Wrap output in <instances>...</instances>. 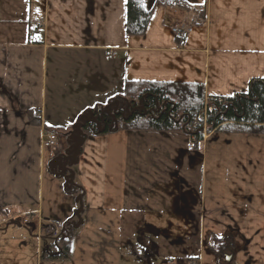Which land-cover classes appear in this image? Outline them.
<instances>
[{
    "label": "crops",
    "instance_id": "1",
    "mask_svg": "<svg viewBox=\"0 0 264 264\" xmlns=\"http://www.w3.org/2000/svg\"><path fill=\"white\" fill-rule=\"evenodd\" d=\"M187 1L190 11L147 0L152 8L147 31L129 36L127 0H44L34 13L44 22L36 31L40 39L31 40L29 27L28 37L0 42V207L6 214L38 203L29 214L42 221L45 212L52 223L66 222L77 210L75 200L68 206L70 194L47 166L53 155L44 136L54 117L78 120L122 94L127 81L199 83L207 96H229L264 78V0ZM180 26L187 30L182 41L173 32ZM30 109L38 110L39 125L31 123ZM143 141L165 144L163 161L151 159L159 167L155 182L165 183L160 167L166 168V156L190 142L181 132L120 130L87 138L72 171L84 190V220L127 236L128 243L136 215L157 211L138 194L154 187L131 183L124 168L136 164ZM193 151L190 167L200 168L197 193L175 196L173 208L191 214L203 252L198 264L205 263L206 237L222 243L217 253L211 250L212 264H264V134L214 133ZM181 178L185 185L191 182ZM59 204L63 217L55 215Z\"/></svg>",
    "mask_w": 264,
    "mask_h": 264
},
{
    "label": "rangeland",
    "instance_id": "2",
    "mask_svg": "<svg viewBox=\"0 0 264 264\" xmlns=\"http://www.w3.org/2000/svg\"><path fill=\"white\" fill-rule=\"evenodd\" d=\"M43 5L44 0H0V42L19 41L23 33H26L25 37H28L29 20L36 19L35 10L42 8ZM36 31L32 30L29 35L32 41L40 39L41 35L36 34ZM119 105L123 106L121 103ZM90 116H92V112L88 111L78 120L66 119V117L65 119L56 117L51 119L53 129L60 133L64 150L60 156H53L50 162L48 160L51 157L46 158V163L48 162L47 166L52 173L60 178L64 192L70 194L71 203H68V206L73 204L74 200L77 202L75 204L76 212L66 219V223L69 222V225L77 227L71 241L69 258L64 261L65 259L62 258L43 257L44 239H51L54 230L46 229V226L51 222L45 220V212H43L42 221L38 220L37 215L29 214L30 211H35L38 207V203H34L15 209L12 207L8 214L0 211V264H71V255L75 259L73 264H198V259L201 258L203 252L194 223L191 222V214L175 213L173 208L175 196L179 197L181 193L186 192L197 193L200 184V168L190 167L189 159L195 154V151L189 148L190 142L188 141L185 144L177 145L173 150L174 153L166 156V168L163 165L160 167L161 172L164 170L166 184L162 180L159 183L155 182L158 180L159 167L153 166L151 162L154 157H160L163 161L164 158H161V155L164 157V143L161 144V147H155L152 143L148 144L143 141L141 145L140 142L141 150H136L140 163L136 159L135 165H125L124 168H129L131 183L141 184L144 188L149 189L154 187L146 191L145 194L140 191L138 194L142 195L152 209L157 210L156 213L153 212L154 214L146 212L136 215V226L129 243V238L123 234L119 235L118 232L111 229L103 231L97 229L98 227H95L97 222H93L92 218L89 221L84 220L86 217L83 216L80 208L84 203L85 196H80L81 191H79L80 193L75 192L80 183L72 171L74 168L75 170L78 168V154L82 153L85 145L80 123ZM75 130L77 131L75 132ZM46 148L50 150L48 145ZM145 151L147 153H144ZM104 168L110 167L105 166ZM108 172L107 174L111 176ZM180 177H188L191 182L189 185H185ZM176 179L178 181L175 188ZM47 205L48 201L45 199V209ZM142 205L143 203L140 207ZM191 206L192 203L188 205V210ZM192 213L198 215V209ZM55 215L58 217L64 215L60 204L56 205ZM27 216H31L32 220L30 224L24 225L22 221ZM62 221L57 220L58 228H63L65 221ZM88 222L90 223L87 224ZM152 227L158 228L159 231L155 233ZM69 229L66 228V234ZM88 240L91 245L83 246V242ZM38 241L42 245H38ZM221 246L220 241L206 237L204 264H212L213 260L216 261L211 250L213 249L217 253ZM95 248L97 249L95 250ZM94 251L95 254H93Z\"/></svg>",
    "mask_w": 264,
    "mask_h": 264
},
{
    "label": "trees",
    "instance_id": "3",
    "mask_svg": "<svg viewBox=\"0 0 264 264\" xmlns=\"http://www.w3.org/2000/svg\"><path fill=\"white\" fill-rule=\"evenodd\" d=\"M155 4L192 10L187 0H155ZM126 8L127 35H144L152 15L147 0H127ZM91 112L92 116L80 123L84 141L120 130L181 132L190 138L193 150H199L206 134H264V78L251 80L246 92L229 96H207L204 86L199 83L127 81L122 94L106 105L94 107ZM29 116L32 124H40L32 109ZM52 129L51 126L46 128L54 131ZM75 192L81 197L84 195L81 187ZM0 211L5 212L1 208ZM56 225L57 222H53L46 229L54 230ZM66 228H70L68 234ZM76 231L77 227L65 222L57 238L44 239L53 250L51 252L60 251V255L45 253L43 257L68 259Z\"/></svg>",
    "mask_w": 264,
    "mask_h": 264
},
{
    "label": "built area",
    "instance_id": "4",
    "mask_svg": "<svg viewBox=\"0 0 264 264\" xmlns=\"http://www.w3.org/2000/svg\"><path fill=\"white\" fill-rule=\"evenodd\" d=\"M30 24L35 26V27H40L42 26V22L41 21H30ZM173 32L178 36V38L184 39L185 38V32H186V28H184V26H180V28H174ZM34 115H38V113L36 111L33 112ZM46 143L48 144V146H50L52 149H54L55 151H61L63 146L62 143L59 140V137L56 133L54 132H49L48 134H46ZM30 218H26L23 220L24 224H29ZM58 234V230H56L54 232V235Z\"/></svg>",
    "mask_w": 264,
    "mask_h": 264
},
{
    "label": "water",
    "instance_id": "5",
    "mask_svg": "<svg viewBox=\"0 0 264 264\" xmlns=\"http://www.w3.org/2000/svg\"><path fill=\"white\" fill-rule=\"evenodd\" d=\"M58 255H60L59 252H58V253H54V254H52V256H58Z\"/></svg>",
    "mask_w": 264,
    "mask_h": 264
},
{
    "label": "flooded vegetation",
    "instance_id": "6",
    "mask_svg": "<svg viewBox=\"0 0 264 264\" xmlns=\"http://www.w3.org/2000/svg\"><path fill=\"white\" fill-rule=\"evenodd\" d=\"M49 253H51V251H48Z\"/></svg>",
    "mask_w": 264,
    "mask_h": 264
}]
</instances>
